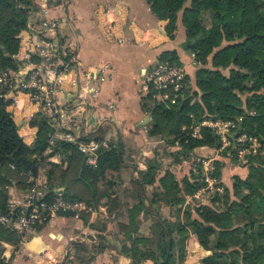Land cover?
<instances>
[{
    "label": "trees",
    "instance_id": "16d2710c",
    "mask_svg": "<svg viewBox=\"0 0 264 264\" xmlns=\"http://www.w3.org/2000/svg\"><path fill=\"white\" fill-rule=\"evenodd\" d=\"M33 1L0 0V75L20 68L15 58L17 37L27 28ZM234 1L145 0L156 19L167 22L165 33L169 39L180 20L185 30L182 51L193 55L198 64L194 74L197 90L191 86L183 101L169 106L155 103L151 89L142 95L141 108L150 117L148 136L167 148L178 149L168 154L173 163L167 168L155 152L148 159L147 169L133 180V189L126 191L127 199L122 198L125 191H120L114 177L124 164L121 145L110 143L109 148L100 149L96 165L90 166L75 145L59 141L54 151L62 155L66 168L45 162L51 125L37 114L30 121V126L37 128L35 142L26 145L7 111L8 89L0 85V213L6 212L9 188L25 189L24 174L44 170L48 197L54 195V189L62 188L66 199L83 201L93 210L103 202L109 214L121 219L116 228L123 238L118 247L111 245V249L134 264H141V258L151 250V239L140 234L142 219L158 221L155 264H191L187 249L194 239L211 252L198 264H264V154L250 156L243 166L247 170L245 179L234 180L231 189H224L222 195L211 196L207 204L186 203L201 187L194 151L202 147L215 150L218 146L211 129L202 127L200 138H192L191 127L206 120L241 118V134L264 144V0H236L238 7ZM202 15H208V24ZM158 61L183 65L176 51L162 53ZM186 80L192 85L188 73ZM228 151L223 155L227 156ZM188 161L193 173L178 181L175 166ZM222 167L215 163L217 176ZM163 207L169 209L168 216L162 214ZM79 218L87 222L89 216L81 214ZM104 227L93 225L97 230ZM88 238L91 248L85 243L72 245L80 258L104 248L98 235ZM19 242L14 229L0 225V264H5L2 244L17 247Z\"/></svg>",
    "mask_w": 264,
    "mask_h": 264
},
{
    "label": "crops",
    "instance_id": "0c3cea01",
    "mask_svg": "<svg viewBox=\"0 0 264 264\" xmlns=\"http://www.w3.org/2000/svg\"><path fill=\"white\" fill-rule=\"evenodd\" d=\"M33 2L34 5L28 18L29 25H36L42 19L56 22L59 25L60 37L66 43L78 46V59L84 70L76 73L79 80H83L84 72L92 71L93 67L105 69V81L96 99L91 97L75 99L73 96L75 89L71 84H67L65 87L68 92L59 95L58 102L66 112L67 126L78 140L107 141L109 144L122 146L124 164L120 171L114 174V177L118 179L120 191L132 190L133 180L147 169L148 159L152 158L156 148L161 144L148 136L147 126L150 117L144 113L140 104L142 95L146 93L142 90L145 75L158 62L162 53L176 51L190 76L192 89L197 90L194 74L198 64L191 54L182 51L181 45L185 41V30L180 20L176 25L173 38L169 39L165 33L167 22L158 21L150 12L145 0H34ZM106 8L112 9V12L104 16ZM105 17H108V21L115 22L114 37L111 39L106 38L103 31L106 24ZM24 35L25 30L21 31L17 38ZM31 35L33 38L36 37L35 32ZM141 39H149V42L143 47L138 46ZM33 62L37 64L36 59ZM5 98L9 100V96ZM20 99L21 104L12 118L23 142L31 145L35 142L37 128L31 127L30 121L37 114H41L43 118L46 117L37 105L28 102L26 95H20ZM7 111L11 113L10 106L7 107ZM204 148L207 147L200 149ZM128 155L132 160L130 165L126 161ZM208 158H211L214 166L216 162L223 165L218 177L224 189H229L233 180L245 179L247 175L245 168L232 162L223 163L216 159L215 153ZM134 160L136 163L133 162ZM183 163H186L188 170H185V167L180 168L184 172L183 176L178 178L180 170L175 169L178 181L190 178L193 173L191 162ZM61 164L63 168H66L67 163L62 156L58 164L54 165ZM196 178L200 182L199 172ZM194 195L188 197L186 203L193 201L207 204L211 197L204 195L196 200ZM128 202L131 203V201ZM162 214L168 216L169 209L163 207ZM86 215L89 216L87 222L71 216L59 217L60 219L53 220L17 247L2 244L4 263L134 264L129 258L111 249V245L118 247L120 239L123 238V234H118L116 228L121 219H115L109 214L103 202L97 210ZM141 221L140 234L151 239V250L141 258V264H155L158 236L151 228L156 226L158 221L155 219H142ZM95 224H102L105 227L97 230L93 228ZM91 235L101 237L104 248L86 258L78 257L71 249L72 245L85 243L91 248L92 244L88 238ZM42 251L46 252V258L40 257ZM205 252L209 251L200 247L195 239L192 240L187 249L188 263L198 264L199 260L208 257L201 256ZM209 253L211 255V252Z\"/></svg>",
    "mask_w": 264,
    "mask_h": 264
},
{
    "label": "built area",
    "instance_id": "2783aa9c",
    "mask_svg": "<svg viewBox=\"0 0 264 264\" xmlns=\"http://www.w3.org/2000/svg\"><path fill=\"white\" fill-rule=\"evenodd\" d=\"M110 12L112 9L106 8L104 16ZM105 18L106 24L103 31L106 38L111 39L114 37L115 22L108 21V17ZM32 32H35V38L32 37ZM18 39L19 47L15 58L24 66H20L17 72L0 75V85L8 89L5 97L9 96L11 115H14L21 104L20 95H26L28 102L38 106L52 128L48 135L47 149L44 152V156H48L45 162L58 164L62 155L54 151V147L56 142L62 141L75 145L76 150L84 155L85 163L95 166L97 152L100 149L109 148L110 144L107 141L78 140L66 124V112L59 104L58 96L66 94L68 91L65 86L71 84L75 89L73 91L75 99L90 97L96 99L105 81V69L93 67L92 71L84 72L83 80H79L76 73L82 70V65L78 59V46L73 43L68 44L60 37L59 25L56 22L42 19L36 25L28 24L25 35ZM148 42L149 39H141L138 46L143 47ZM34 59L37 60V64L33 62ZM186 75L187 70L184 65L158 61L145 75L142 90L151 89L155 103L175 105L183 101L191 92V85L186 80ZM240 121L241 118L236 121L206 120L190 128L191 137L200 138L199 133L202 127L211 129L218 138L216 153L229 150V156L244 166L248 157L256 154L261 144L256 138L247 137L241 132L232 137L237 133ZM182 130H185V127ZM195 165L200 168L198 172L201 183V187L194 195L196 200L204 195H221L224 189L215 174L216 169L212 165L211 158L197 157ZM24 175L27 187L23 190L9 188L6 212L0 213V225L14 229L20 236L19 244L24 243L31 235L37 233L38 229H43L59 217L70 215L79 219L81 214H90L95 211L83 201L66 199L63 189L60 188L54 189V195L48 197V184L44 170L35 174L28 172ZM46 255L45 251L40 253L41 258H46Z\"/></svg>",
    "mask_w": 264,
    "mask_h": 264
},
{
    "label": "rangeland",
    "instance_id": "374dc122",
    "mask_svg": "<svg viewBox=\"0 0 264 264\" xmlns=\"http://www.w3.org/2000/svg\"><path fill=\"white\" fill-rule=\"evenodd\" d=\"M234 6L235 7H238L239 6V1H234ZM207 14H209V13H207ZM202 16H204V15H202ZM208 15H205L204 16V22H205V24H208L209 23V21H208ZM20 64V66L22 67V66H24V64L23 63H19ZM242 96H244V95H242ZM108 140V139H107ZM261 144V143H260ZM178 148L177 147H169V148H167V147H165V145L164 144H159L158 145V147L156 148V152H158L159 151V155H160V159H161V164L163 165V167L164 168H167V165L168 164H171V163H173L172 161H173V158L171 157H168V154H171V153H173L174 151H176ZM216 150V149H215ZM215 150H213V149H208V148H204V149H198V150H195L194 151V160L197 158V157H202V158H208V157H210V156H213V154L215 153V155H216V159L217 160H220V161H222L223 163H227V162H232V163H234L235 165H239L240 167H243V165H241V164H239L236 160H233L234 158H231V156H229L230 155V152L228 151V154H227V156H224L223 155V152L224 151H220V152H215ZM258 153H261V154H264V144H261V146H260V148H259V150L257 151V153L256 154H254V155H257ZM136 156V155H135ZM251 156H253V155H251ZM248 159H249V157H248ZM248 159H247V161H248ZM126 161H127V163L130 165L131 164V162H132V160H131V157H130V155H128L127 157H126ZM234 161V162H233ZM134 163H136L135 162V160L133 161ZM184 165V166H183ZM183 165L182 166H180V165H176L175 166V169L177 168V170H180V168H182V167H185L186 169L185 170H188V166H186V163L184 164L183 163ZM146 167V166H145ZM244 168V167H243ZM174 169V170H175ZM179 172V174H178V178L180 177H182L183 176V172H184V170H180V171H178ZM215 174H216V171H215ZM217 176V175H216ZM218 177V176H217ZM118 179L116 178V181H117ZM218 181H219V183H220V185H221V182H220V178L218 177ZM234 181V180H233ZM221 187L224 189V187L221 185ZM231 187H232V184H231V186L229 187V189H231ZM223 193H224V191H223ZM222 193V194H223ZM221 194V195H222ZM123 199H127V198H129V195H128V193L125 191V193H124V195H123V197H122ZM57 219H60V218H57ZM151 230H153L154 232H156V234H157V236H158V238L160 237V235H159V230H158V227L157 226H154V227H152L151 228Z\"/></svg>",
    "mask_w": 264,
    "mask_h": 264
},
{
    "label": "water",
    "instance_id": "95a60500",
    "mask_svg": "<svg viewBox=\"0 0 264 264\" xmlns=\"http://www.w3.org/2000/svg\"><path fill=\"white\" fill-rule=\"evenodd\" d=\"M240 132H242V127L241 126L238 128L237 133H235L232 137L234 138L236 136V134H238ZM209 255H210L209 252H205V253L201 254V256H209Z\"/></svg>",
    "mask_w": 264,
    "mask_h": 264
}]
</instances>
